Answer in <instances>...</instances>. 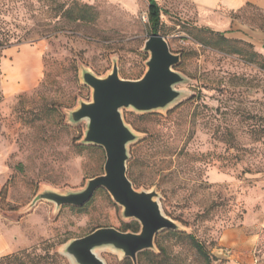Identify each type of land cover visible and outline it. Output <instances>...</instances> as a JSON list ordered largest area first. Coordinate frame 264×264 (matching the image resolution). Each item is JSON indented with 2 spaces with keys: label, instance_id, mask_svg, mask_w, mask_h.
<instances>
[{
  "label": "rangeland",
  "instance_id": "1",
  "mask_svg": "<svg viewBox=\"0 0 264 264\" xmlns=\"http://www.w3.org/2000/svg\"><path fill=\"white\" fill-rule=\"evenodd\" d=\"M70 1L0 0V63L20 47L41 57L32 83L12 94L3 90L0 67V257L48 244L73 264L62 253L68 241L136 221L123 218L103 188L81 207L35 200L44 190H81L103 173V148L81 144L86 120H68L80 101L91 100L81 72L103 77L116 62L119 77L138 79L149 57L143 51L147 0H74L94 7L93 22L60 15L59 5ZM156 2L158 33L180 55L174 69L185 81L166 109H120L137 136L127 146L130 180L136 189L157 192L163 213L179 225L174 232L201 242L209 264H229L223 229L259 206L251 190L264 178V54L246 41L225 43L220 31L199 24L191 0ZM231 17L264 30V13L255 7ZM96 253L105 264H133L110 247ZM137 264L207 263L187 237L161 231L153 250L138 253Z\"/></svg>",
  "mask_w": 264,
  "mask_h": 264
},
{
  "label": "water",
  "instance_id": "2",
  "mask_svg": "<svg viewBox=\"0 0 264 264\" xmlns=\"http://www.w3.org/2000/svg\"><path fill=\"white\" fill-rule=\"evenodd\" d=\"M143 51L149 53L146 70L138 79L119 77L116 62L105 76L100 77L89 70L81 72L82 82L91 88V100L80 101L68 113V120L77 123L86 120L81 144L103 148L105 161L103 173L91 177L78 191L60 193L44 190L35 200L53 202L56 207L64 205L81 207L100 189H105L112 200L122 207V217L139 222L138 232L121 231L115 227H97L91 232L68 241L63 254L73 264H105L96 250L110 247L120 251L124 258L137 264V255L155 248V236L165 230L179 231V225L165 215L155 190L136 189L127 176L128 144L137 136L125 123L121 108L137 112L166 109L181 95L176 85L185 78L174 67L180 55L170 50L167 40L159 33H151L144 41Z\"/></svg>",
  "mask_w": 264,
  "mask_h": 264
},
{
  "label": "crops",
  "instance_id": "3",
  "mask_svg": "<svg viewBox=\"0 0 264 264\" xmlns=\"http://www.w3.org/2000/svg\"><path fill=\"white\" fill-rule=\"evenodd\" d=\"M197 12V22L223 32L228 38L251 43L264 54V30L234 19L243 7L252 6L264 13V0H191ZM3 90L17 92L32 83L41 71V57L36 49L20 47L3 57L0 63ZM259 198V206L252 209L243 221L223 229V249L229 264H264V178L252 187ZM3 239H0V250Z\"/></svg>",
  "mask_w": 264,
  "mask_h": 264
},
{
  "label": "trees",
  "instance_id": "4",
  "mask_svg": "<svg viewBox=\"0 0 264 264\" xmlns=\"http://www.w3.org/2000/svg\"><path fill=\"white\" fill-rule=\"evenodd\" d=\"M147 20L149 27V34L158 33L160 29V7L156 0H147ZM58 10L61 11L62 16L72 20V21H85V22H93L97 18V11L93 6L88 4H80L77 1H70L68 4L59 5ZM218 36L225 43L231 42L228 37H225L223 32H218ZM196 39V38H195ZM198 42L210 46V47H219V43H211L209 41H204L203 39L197 38ZM238 40V39H235ZM233 40V41H235ZM2 43H7V39L5 41H1ZM128 167H127V176L130 179ZM132 181V180H131ZM139 225L136 221H131L124 225L121 231H132L138 232ZM165 232L173 235H179L187 237L190 241V244L195 248L200 257H202L203 261L207 264L210 263V257L205 250L204 246L201 242H199L193 235L178 233L171 230H165ZM147 251H143L142 253H146ZM0 264H68L67 260L64 256L56 253L50 252L49 245L44 244L41 247H32L29 249H23L17 252H13L10 254H6L0 257Z\"/></svg>",
  "mask_w": 264,
  "mask_h": 264
}]
</instances>
